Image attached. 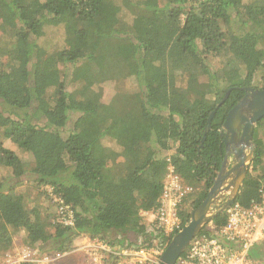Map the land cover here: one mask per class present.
Segmentation results:
<instances>
[{
    "label": "trees",
    "instance_id": "16d2710c",
    "mask_svg": "<svg viewBox=\"0 0 264 264\" xmlns=\"http://www.w3.org/2000/svg\"><path fill=\"white\" fill-rule=\"evenodd\" d=\"M124 5L129 22L116 0H0V34L7 36L0 40V167L9 174L0 181V251L20 231L41 253H67L80 235L119 249L133 247L129 234L143 240L137 249L156 240L169 245L175 235L152 231L142 215L160 205L167 160L193 187L179 212L184 229L221 169L228 113L243 88L264 90V0ZM59 24L67 46L47 54L39 40L46 25ZM128 79L138 92L102 102L97 87ZM261 131L264 118L254 131L255 175L248 172L235 201L246 207L264 187ZM1 138L30 156V171ZM28 180L50 187L59 210L72 211L73 225L57 216L47 222L39 205L26 208L17 187ZM212 221L223 227L227 212ZM111 234L122 238L109 241Z\"/></svg>",
    "mask_w": 264,
    "mask_h": 264
},
{
    "label": "built area",
    "instance_id": "2783aa9c",
    "mask_svg": "<svg viewBox=\"0 0 264 264\" xmlns=\"http://www.w3.org/2000/svg\"><path fill=\"white\" fill-rule=\"evenodd\" d=\"M167 162L169 165L160 205L152 212L142 213L147 218L148 227L152 231L161 232L165 238L177 235L183 230L179 212L184 200L193 192V187L185 184L170 160ZM226 212V224L217 228L213 221H210L204 227L208 234L196 236L175 264H264V257L256 258L252 255L256 250H260L264 255V187L260 189L259 199L252 201L250 206L235 202ZM59 217L64 225H73V214L69 207L62 206ZM101 241L106 253L141 256V263L152 262L148 256L160 258L168 246L166 242L156 240L151 249L132 250L125 247L118 252L114 250L115 247L111 248L107 242ZM18 256L19 260L9 259L6 264H45L49 261L48 256L45 257L39 248H27ZM55 256V260L64 257L61 253ZM95 261L96 264L102 263L101 259L96 258Z\"/></svg>",
    "mask_w": 264,
    "mask_h": 264
},
{
    "label": "rangeland",
    "instance_id": "374dc122",
    "mask_svg": "<svg viewBox=\"0 0 264 264\" xmlns=\"http://www.w3.org/2000/svg\"><path fill=\"white\" fill-rule=\"evenodd\" d=\"M133 2L137 0H131ZM116 3L118 6L122 9V17L125 21L129 22L131 20L132 15L130 14L129 10L125 8L124 0H116ZM240 25H234V29L237 31V33L240 31ZM7 36L0 34V40L4 41ZM39 45L42 49L47 51V54H54L58 53L59 51L64 50V48L67 46L66 44V35H65V29L63 24L59 25H46L44 29L43 37L39 40ZM60 68H62V65H60ZM75 85H69L68 90L71 92L73 89H75ZM98 91L102 95V102L103 103H109L117 94L121 93H136L139 91V86L136 83L134 79H128L123 81H108L105 84H102L101 86L97 87ZM213 102V100L211 101ZM73 121L69 124V126L72 127ZM260 141L264 143V131L260 132L259 135ZM1 141L3 142V145L5 148L14 151L17 155L22 157V159L26 162V170L30 171V168L33 167V162L29 155L22 153L15 144H13L10 140L1 138ZM251 175H255L254 171L252 169V166H250ZM9 174H7V171L4 168L0 167V181L7 178ZM17 192L19 193L20 197L23 199L24 205L26 208H32L34 206H40L41 214L47 218V222L54 221L57 217L60 215V210L57 205V200H55L53 197H50L52 195V190L50 187H39L34 183L33 181H25L24 184L17 187ZM59 220V218H58ZM119 237L122 238L121 235L117 234H111L108 238L109 241H116L115 239ZM126 244H131L133 247L132 250L137 249L138 246L142 244V239L137 237L134 234L126 235ZM85 239L91 240V247L92 249H95L96 251L89 252L88 256L90 259H93L92 264H96L95 259H101V264H157L160 260L159 257H150L148 258L152 259V262H142L141 263V256H118L111 253H106L102 248V241L100 239H91L85 235H80L78 238H76L73 242L72 250L67 253H61L63 258L55 260L56 252L52 251L49 253H42L45 254V257L48 256L49 261L45 264H64V259L68 257H72L71 264H84L82 263L83 255L80 253V244L83 245ZM29 248L25 244V233L20 231L19 233H16L14 235L13 244L12 247L8 250H1L0 251V264L5 262L6 260H15L18 259V255L21 254L22 251ZM112 248V247H111ZM114 250L120 251L118 248H114ZM161 250V249H159ZM65 254V255H64ZM132 254V253H131ZM44 257V256H43ZM20 259V257H19ZM18 259V260H19ZM17 260V261H18ZM81 260V261H80ZM90 261V260H89ZM85 262H88V258L86 257ZM91 264V263H88Z\"/></svg>",
    "mask_w": 264,
    "mask_h": 264
},
{
    "label": "water",
    "instance_id": "95a60500",
    "mask_svg": "<svg viewBox=\"0 0 264 264\" xmlns=\"http://www.w3.org/2000/svg\"><path fill=\"white\" fill-rule=\"evenodd\" d=\"M243 90L245 91V96L228 113L223 124L221 138L223 139L226 135L232 138L236 135L235 133L243 131L244 136H248L247 145L242 146L236 151L238 143H235L236 145L233 149L235 150L234 156L236 163L229 170L222 167L221 171L216 174L214 185L207 199L191 213L190 222L181 232L173 237L157 264H175L204 227L212 221L218 213L226 212L236 201L253 159L255 146L250 140L253 138L258 123L264 118V90L254 88H243ZM230 92L231 90L228 91L225 98L218 105V108L228 99ZM215 114L216 110L209 117L208 126L204 133L202 143L207 138ZM247 147L251 149L248 155L245 153ZM227 193L228 195H226L225 202L214 210L217 203L223 199L222 196Z\"/></svg>",
    "mask_w": 264,
    "mask_h": 264
},
{
    "label": "flooded vegetation",
    "instance_id": "af4514ba",
    "mask_svg": "<svg viewBox=\"0 0 264 264\" xmlns=\"http://www.w3.org/2000/svg\"><path fill=\"white\" fill-rule=\"evenodd\" d=\"M235 134L236 135L232 138L229 135H226L222 139V144H223L222 147H224V149H223L224 150V157H223V160L221 162V167H220L221 169H222V167L223 168L225 167L226 170H229L236 163V159L234 156L235 150L233 149V147L236 145L235 143H238L237 144L238 146H236V151H238V149H240L242 146L247 145L248 136H246V135L244 136L243 131H239ZM250 142L254 143V135H253L252 140H250ZM250 151H251V149H249L247 147L245 150L246 155H248L250 153ZM221 169H220V171H221ZM220 171L216 172V174H218ZM226 195H228V193L224 194L222 196L223 199L217 203V205L214 207V210H216L218 207H220L225 202L226 197H227Z\"/></svg>",
    "mask_w": 264,
    "mask_h": 264
},
{
    "label": "crops",
    "instance_id": "0c3cea01",
    "mask_svg": "<svg viewBox=\"0 0 264 264\" xmlns=\"http://www.w3.org/2000/svg\"><path fill=\"white\" fill-rule=\"evenodd\" d=\"M90 242H91L90 239H85L83 245H81V244L79 245L80 246V253L83 255V258L81 260H82V263H84V264L94 263V262H92L93 259H90V257H92V256L88 255L89 252L94 253L96 251L95 249H92ZM88 256H90V257H88ZM86 257L88 258L87 263L85 262ZM71 259H72V257H68V258L64 259V262H65L64 264H71Z\"/></svg>",
    "mask_w": 264,
    "mask_h": 264
}]
</instances>
